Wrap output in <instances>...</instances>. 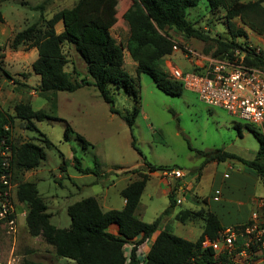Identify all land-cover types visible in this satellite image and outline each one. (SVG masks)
<instances>
[{
  "label": "rangeland",
  "instance_id": "1",
  "mask_svg": "<svg viewBox=\"0 0 264 264\" xmlns=\"http://www.w3.org/2000/svg\"><path fill=\"white\" fill-rule=\"evenodd\" d=\"M45 1V9H39L38 6ZM77 1L7 0L0 7L6 20L5 23H0L3 55L0 107L15 116L16 105L30 103L33 109L50 110L55 116L35 122L39 131L30 130L26 121L14 118L10 127L13 143L19 145L32 141L45 146L42 133L51 144L45 147L46 158L38 168L23 174L16 172L15 175L12 171V183L16 187L20 181L36 183L55 227L69 228L71 219L68 206L85 198H96L105 210L123 208L122 190L129 182L139 180L141 172L147 170L142 156L133 147V140L149 163L187 171L186 178L195 187L193 193L200 196L209 194L207 180L212 178L216 170L225 179L226 174L231 176L239 167L244 168L237 160L220 163L219 167L212 162L204 165V153L223 151L246 160L255 158L259 143L249 127L259 131L258 127L224 109L209 107L196 93L189 90L184 89L182 95L177 97L167 95L156 86L151 77L137 73L136 64L126 49L129 27L122 20L123 13L133 0H114L118 3V11L116 13L115 8L111 7L109 11L117 19L111 34L124 48V68L139 90L140 105L125 89H117L115 86H111V90L117 113L111 112L110 105L93 86H86L75 92H59L56 96L41 94L40 77L32 69L38 58V51L27 45L17 50L12 49V40L18 32L30 25L42 24V14L45 17L64 8H71ZM232 1L226 0L227 4ZM188 12L190 23L205 31L212 39H231L223 7L212 10L206 2H201L198 7L189 8ZM233 22L238 29L246 32L245 37L237 39L238 43H247L264 51V36L244 25L240 18ZM59 27L64 28V25L60 24ZM167 33L179 47L187 46L200 52L207 46L200 40L188 39L173 30H168ZM64 52L68 59L65 70L76 78L80 74V78L86 77V64L75 47L66 44ZM167 59L181 70H191L194 67L184 58L181 49L174 51ZM166 71H169L168 61ZM88 80L91 78L88 77ZM49 99L57 100L54 113ZM136 108H139V112L130 128L125 118H131ZM236 124L242 125L241 134ZM68 126L72 128L69 131ZM76 159H79L82 169H90L92 173L80 172L74 165ZM165 189L161 179L152 178L142 195L136 216L144 222H154L170 204L168 195L163 192ZM263 192V186L259 182L256 194L261 196ZM203 206L205 205L201 202L191 199L177 204L173 214L163 218L161 229L165 228V231L186 240L196 241L203 231V222L197 220L181 223L175 217L183 209H200ZM16 209L17 226L14 230L5 224L0 225V264H22L24 260L39 264H76L58 257L54 248L41 236H31L25 219L28 207L17 204ZM126 248L128 253L130 246L127 245Z\"/></svg>",
  "mask_w": 264,
  "mask_h": 264
},
{
  "label": "trees",
  "instance_id": "2",
  "mask_svg": "<svg viewBox=\"0 0 264 264\" xmlns=\"http://www.w3.org/2000/svg\"><path fill=\"white\" fill-rule=\"evenodd\" d=\"M0 0V4H1ZM201 2H206L212 10L223 7L226 10L227 27L231 39H212L205 31L194 27L188 20L189 8H196ZM46 1L38 6L45 9ZM264 0L243 2L233 0L227 4L226 0H133L131 6L123 13L122 20L129 27V37L126 49L136 63L138 74H146L156 86L167 95L177 97L183 93L181 83L169 78L166 71V60L175 46L168 35V30L184 35L188 39H197L207 46L199 53L207 56L223 58L232 55L235 49L247 52L246 62L264 70V51L256 53V48H249L247 43H238L237 39L245 37L246 32L238 29L233 22L240 18L244 25L252 31L264 36ZM118 3L114 0H78L71 8H64L51 18L41 15L40 23H35L18 32L11 43V48L27 45L36 48L38 58L33 63V72L40 77L39 92L44 95L56 96L59 92H75L86 86L95 87L103 100L110 105L112 113L114 96L111 86L125 89L127 94L134 96L140 105L139 90L134 80L124 68V48L112 36L117 19L109 7L115 8ZM4 22L0 9V23ZM62 22L64 30L57 34L55 27ZM42 25V26H41ZM66 44L73 45L77 53L86 64L87 76L74 77L65 70L68 63L64 52ZM2 47L0 46V69H2ZM198 72V69H193ZM76 73V71H74ZM7 74V73H6ZM88 77L91 80H88ZM54 113L56 99H49ZM15 116L5 112L0 107V143L5 140L11 145L13 158L10 169L14 175L26 173L38 168L46 158L45 147L50 142L44 136L45 146L32 141L19 145L13 143L10 130L14 118L27 122L30 130L39 131L35 122L55 118L51 111L35 110L30 103H21L14 108ZM139 108L134 110L131 118H125L132 128ZM242 125L236 124L239 134ZM6 127L8 129H6ZM70 126L67 131L71 130ZM254 133L259 149L252 160H246L232 153L214 151L204 153L205 164L209 162H226L237 160L244 165L247 173L258 179L264 187V134L249 127ZM82 138L81 136H79ZM133 147L143 158L145 172H141L140 179L128 184L121 192L126 204L121 210L104 211L98 200L89 197L68 206L71 219L69 228H57L51 223L52 215L48 206L40 195L35 182L20 181L17 186L16 199L19 204H25L28 212L25 217L26 226L31 236H41L45 242L54 248L58 257L71 260L76 264H209L213 250L203 248L205 241H214L225 228L220 219L206 206V198L195 197L205 206L200 209H183L175 219L181 223L203 222V232L196 241H189L173 233L162 231L156 237L147 255L141 260L138 255L139 247L151 240L158 231L163 216L170 215L177 206L178 186L170 194L169 207L152 223L140 220L136 209L150 173L177 169L170 166H159L149 163L139 151L133 140ZM3 158L0 153V191L3 190L1 176L5 172ZM74 165L83 174L92 173L90 169H82L79 159ZM137 170H135L136 172ZM4 222H0L3 225ZM117 227L118 235L112 234L110 226ZM126 245L131 246L130 254H125ZM22 264H39L24 260Z\"/></svg>",
  "mask_w": 264,
  "mask_h": 264
},
{
  "label": "built area",
  "instance_id": "3",
  "mask_svg": "<svg viewBox=\"0 0 264 264\" xmlns=\"http://www.w3.org/2000/svg\"><path fill=\"white\" fill-rule=\"evenodd\" d=\"M249 48L256 47L249 45ZM180 49L184 58L194 67L181 70L167 59L169 78L181 83L184 89L196 93L209 107L224 109L258 127L259 132L264 134V70L246 62L247 52L235 49L232 55L217 58L203 55L187 46L179 47L178 44H175L173 51ZM260 51L256 48V53ZM0 153L5 168L1 176L0 222L14 230L19 203L10 169L12 148L5 140L0 143ZM161 173L166 180H183L187 175L180 169ZM220 194L217 190L215 198L221 199ZM181 202V199H177L178 204ZM207 247L213 250L209 264H264V197L257 201V208L251 212L246 223L225 227L216 240L203 243V248Z\"/></svg>",
  "mask_w": 264,
  "mask_h": 264
},
{
  "label": "crops",
  "instance_id": "4",
  "mask_svg": "<svg viewBox=\"0 0 264 264\" xmlns=\"http://www.w3.org/2000/svg\"><path fill=\"white\" fill-rule=\"evenodd\" d=\"M5 1H7V0H2L1 4H2V2H5ZM1 4H0V7H1ZM52 16H53V14L46 16V17L51 18ZM3 18H4V16H3ZM5 22H6V20L4 18L3 23H5ZM60 24H63V23L59 22L55 27L57 34L62 33L64 30V28L59 27ZM33 49H36V48H33ZM124 62H125V52H124ZM220 163H223V162H220ZM220 163L212 162V164H214L216 167L217 166L219 167ZM230 168H232L231 164H230ZM185 172L187 173V171H185ZM212 175H213L212 178L210 180H207V182H209L208 183L209 194L201 195V196L193 193L195 187L193 186V184L191 182H189L187 180V178H186L187 176L183 180H178V179H173V178L166 180V179L162 178L161 171H157V172L150 173L149 181L152 178L161 179V181L164 182V187L166 188L163 192L166 195H168V197H169L171 190L174 187L178 186L177 199H179V200L181 199L182 202L187 201L189 199L196 202L198 200L195 197L206 198L207 199V207L210 209L211 212H213L220 219L222 225L225 227L240 225V224L246 223L249 220L251 212L257 208V201L260 198L264 197V192L261 196H258L256 194V185L259 183L258 179L256 177H254L253 175L247 173L243 167H239V170L233 171L231 176L229 175V177H225V179H222L219 176L220 174H219L218 170H216ZM131 182H133V181H131ZM131 182H129V184ZM148 182H147V184H148ZM147 184H146V186H147ZM146 186H145V189H146ZM145 189H144V191H145ZM263 189H264V187H263ZM217 190H219L221 192L220 195L222 196L221 199H219V200L215 198ZM144 191H143V193H144ZM143 193H142V195H143ZM224 195L227 196V198H226L227 200L224 198L225 197ZM141 198H142V196H141ZM224 200H225V202H224ZM235 201H237V202H235ZM215 202L218 203L219 205L214 204ZM228 202H230V204L225 205V203H228ZM140 203H141V199L139 202V206L136 210L139 209ZM125 204H126V201L124 199L123 208H124ZM101 208L103 209L102 206H101ZM123 208H121V209H123ZM175 208L173 209L171 214H173V212L175 211ZM121 209H109V210H121ZM186 209H188V208H186ZM189 209H191V208H189ZM103 210L108 211L105 209H103ZM135 215H136V212H135ZM167 216H169V215H167ZM167 216L162 217V220H161L160 225H159V229L153 235L151 240L142 244L139 247L138 255H139V258L141 260L149 252V250H150L151 246L153 245L158 234L162 231H165L164 230L165 228L161 229V224L163 222V218L167 217ZM108 230L112 234L118 235L117 227H115V226L113 228L109 227ZM126 249L127 248L125 247V254L127 256H129L131 246H130L128 253L126 252Z\"/></svg>",
  "mask_w": 264,
  "mask_h": 264
}]
</instances>
